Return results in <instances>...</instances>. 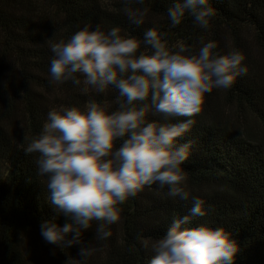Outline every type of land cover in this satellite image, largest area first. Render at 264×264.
<instances>
[{
	"label": "trees",
	"instance_id": "16d2710c",
	"mask_svg": "<svg viewBox=\"0 0 264 264\" xmlns=\"http://www.w3.org/2000/svg\"><path fill=\"white\" fill-rule=\"evenodd\" d=\"M174 2L132 4L147 10L137 26L121 0H0V264H78L80 248L88 245L97 251L87 264H149L152 243L174 216L188 213L191 197L204 200L206 215L190 226L224 228L239 246L235 264H264V0H210L215 14L208 30L187 14L172 28L167 12ZM97 25L105 32L119 27L122 36L139 40L155 27L170 47L184 42L194 51L201 42L215 41L222 55L242 54L247 72L230 89L206 94L201 112L193 117L148 116L160 124L193 120L177 141L190 145L182 165L188 201L167 197V187L146 186L119 206L121 220L109 226L107 240L94 238L93 222L83 232L82 244L58 247L44 241L40 224L70 221L53 210L46 178L37 173L38 153L23 149L41 132L50 110H85L92 103L116 110L113 88L84 94L83 83L51 80V45Z\"/></svg>",
	"mask_w": 264,
	"mask_h": 264
},
{
	"label": "clouds",
	"instance_id": "9594fccd",
	"mask_svg": "<svg viewBox=\"0 0 264 264\" xmlns=\"http://www.w3.org/2000/svg\"><path fill=\"white\" fill-rule=\"evenodd\" d=\"M129 20L144 23L146 9H133L143 0H121ZM172 28L186 14L197 27L208 30L214 10L210 0H175L168 8ZM119 27L107 32L99 25L85 26L67 41L51 45V80L71 82L101 94L117 91V108L110 111L92 103L85 110L75 106L53 109L41 132L23 149L38 153L37 173L46 178L54 212L68 218L44 220L40 234L58 247L82 244L85 230L96 222L95 239L111 237V225L120 222L119 207L144 188L167 187V197L190 199L182 165L190 145L177 144L193 124L192 119L160 124L149 114L193 117L202 110L205 95L213 89H230L238 75L247 72L238 51L222 55L215 41L201 42L194 51L180 42L170 47L165 34L149 28L143 39L122 36ZM145 51H139L141 47ZM81 77L83 79H81ZM188 213L172 218L170 226L151 245L149 264H235L239 246L224 228L190 226L204 217V200L191 197ZM97 249L81 247L78 264H87Z\"/></svg>",
	"mask_w": 264,
	"mask_h": 264
}]
</instances>
